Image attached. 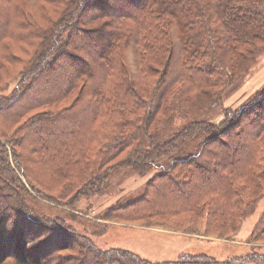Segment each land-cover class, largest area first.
Wrapping results in <instances>:
<instances>
[{"label": "trees", "instance_id": "1", "mask_svg": "<svg viewBox=\"0 0 264 264\" xmlns=\"http://www.w3.org/2000/svg\"><path fill=\"white\" fill-rule=\"evenodd\" d=\"M263 49L264 0H0V264H228L102 249L54 203L152 171L111 214L238 232L264 197V86L223 100Z\"/></svg>", "mask_w": 264, "mask_h": 264}, {"label": "rangeland", "instance_id": "2", "mask_svg": "<svg viewBox=\"0 0 264 264\" xmlns=\"http://www.w3.org/2000/svg\"><path fill=\"white\" fill-rule=\"evenodd\" d=\"M16 49L15 43L11 44L12 52H16ZM243 65L251 66L248 67L245 78L235 84L228 97L223 100L224 106H239L250 94L264 86V49L260 54L246 59ZM13 72L12 69L11 73ZM9 75L3 79L10 78L11 75ZM12 87L13 84L10 83L2 91L3 94L8 93ZM220 116L221 114L217 117L218 120ZM32 173L31 170L27 175L31 177ZM150 173L152 171L144 176L124 173L126 176L120 184L115 185L109 182V185L103 186L102 194L78 196L73 205L54 203V206L60 209L58 214L65 216L66 226H71L89 237L98 247L126 248L151 261L173 259L184 252H204L218 260L228 261V264H255L252 260L245 258L264 255V238L257 241L249 238L256 217L264 208V197L258 202L249 218L242 223L240 230L228 238L204 235L201 229L195 228L184 231L182 228L178 229L179 226L175 228L168 223L155 225L154 222L145 224L127 221L125 215L111 214L112 209L142 190ZM74 189L67 193L65 199L70 193L74 194Z\"/></svg>", "mask_w": 264, "mask_h": 264}]
</instances>
